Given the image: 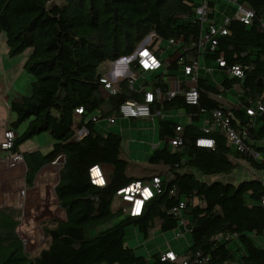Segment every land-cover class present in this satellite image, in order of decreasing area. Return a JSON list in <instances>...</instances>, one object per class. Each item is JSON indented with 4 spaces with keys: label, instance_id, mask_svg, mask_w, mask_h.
Segmentation results:
<instances>
[{
    "label": "trees",
    "instance_id": "1",
    "mask_svg": "<svg viewBox=\"0 0 264 264\" xmlns=\"http://www.w3.org/2000/svg\"><path fill=\"white\" fill-rule=\"evenodd\" d=\"M238 1L254 11L252 24L231 21L227 35L219 38L217 51L206 59L223 57L228 67H242L243 79H225L220 90L200 78L197 106L186 104L182 96L154 105L153 112L184 110L192 123L184 126L183 149L173 151L165 139L176 135L179 123L159 118L164 146L153 150L149 164L162 170L139 177L129 175L131 163L121 157L122 137L101 135L91 120L85 121L96 114L102 119L118 116L125 101L143 100L129 89L128 81L116 85L115 95L106 96L98 81L101 67L133 55L150 35H155L152 47L159 40L181 41L188 49L182 56L184 65L199 59L193 47L201 35V23L194 18L196 1L0 0V36L6 35L8 55L29 51L25 69L33 77L31 94L9 105L16 115L12 130L29 122L11 153H21L24 142L43 132L55 141L47 153H22L28 167L26 186L32 187L40 170L59 155L66 157L55 189L65 219L42 223L47 242L32 257L18 235L20 211L0 208V264H184L197 254L208 258L206 264H264V248L255 242L264 236V181L254 177L238 184L217 180L207 184L197 176H231L242 163L264 171V161L234 153L220 134H205L197 125L200 117L225 107L214 96L238 84L242 107L228 108L232 126L240 135L246 132L247 143L264 159V112L257 115L252 127L253 117L246 113L252 105L264 104V0ZM165 66L171 74H160L152 82L153 88L164 92L169 89L167 79L179 71L180 61ZM79 108L89 133L77 142L73 122ZM202 138L214 139V148L198 147L196 141ZM232 158L241 163H233ZM98 165L112 168L103 188L92 185L89 178V170ZM154 177L162 180L160 192L147 203L141 217H128L121 208L113 209L119 190ZM185 200L191 244L183 258L162 261L157 252L146 263V258L134 255L125 244L127 229L138 228L146 239L155 227L173 231L178 219L172 210ZM116 219L117 224L101 230ZM234 234L237 251L230 242L221 241ZM191 261L187 264H193Z\"/></svg>",
    "mask_w": 264,
    "mask_h": 264
},
{
    "label": "built area",
    "instance_id": "2",
    "mask_svg": "<svg viewBox=\"0 0 264 264\" xmlns=\"http://www.w3.org/2000/svg\"><path fill=\"white\" fill-rule=\"evenodd\" d=\"M215 1L216 0H201L200 2L196 3L194 9V18L201 23V35L198 41L193 44V47L199 54V59L200 57H206L207 54H213L217 51L219 38L227 35V27L231 21L237 20L245 25H251L255 17L254 11L245 7L238 0H228L229 4H231L233 8V12L224 16L220 21H218L217 18L214 17V10L211 7V4H214ZM212 14L213 17L211 16ZM261 23L262 29L264 31V18L262 19ZM154 40L155 35H150L140 44L133 55L122 57L114 62L109 63L108 71L98 78V81L102 85L106 96L115 95L117 93L116 85H118L120 82L128 81L129 89L134 93L142 95L143 100L139 101L134 99L125 101L122 105H120L118 116L102 119L99 116L92 115L88 117L89 121L91 120L94 124H96L101 120H106L108 123L114 124L120 118L128 120H140L159 117L166 119L168 116L165 111L160 109L153 112L152 107L154 105L164 104L165 102L171 101L179 96H182L185 103L188 105L197 106L199 104V59L193 60L188 65H184L182 56L188 52V49L183 47L181 41L169 40L167 42L168 48L172 49V51H175L173 52L172 56L179 54V70L181 69L182 73L186 77L184 82H176L173 87H169V89L165 92L160 87H154L152 90L148 91L146 84L135 86V82L138 78L137 75L140 76L145 73L158 72L162 70L165 65H167L166 63L168 61L170 63L172 62L170 61L172 56L168 57V60L165 61L164 56L161 55L166 50H162L159 47L162 42L161 40H159L156 45L152 47ZM216 62L219 69H222L225 73L227 77L226 79H243L244 71L242 67H228L226 60L223 57H220L218 60H216ZM134 65L136 66L135 68ZM164 72L167 73V71ZM262 112H264L263 103L252 105L250 108L246 109V113L253 118H256L257 115L261 114ZM83 114L84 112L82 108L77 109L74 114L73 128L75 132L73 140L77 142L83 140L89 133L88 128L82 123ZM205 116L207 117V120L205 121L204 125L201 126V129L205 134L218 133L223 137L227 145L231 147L234 153H239L258 161H264L262 156L247 143L246 132H243V135H240L236 129H234L232 126V115L228 107L215 109ZM85 121L88 122L87 119ZM254 125L255 123L251 125V127ZM183 132L184 125L179 124L175 130L176 135L174 137H168L165 139L173 151H181L183 149ZM16 138L17 134L15 131L12 129H7L4 133V140L1 142L0 148L6 153V156L3 158L2 162L5 165L6 171L10 175L11 182L16 184V199L13 209L20 211L21 213L19 219L20 225L18 227V235L25 247L26 244L30 242V233L33 232L32 229L36 228L38 229V231L36 230V233L40 232V221L41 219L44 220V217L42 218V215H44V210H40V205L44 206V201L46 207H49L48 205L50 204L52 205V202H54V206L59 207V205L55 190L57 184L54 186L53 190L49 189V191H53L55 200H50L49 198V200H44L42 204V201H38L32 206L27 204L26 199L29 191L26 186V174L28 167L22 153H11V149L13 148ZM196 145L198 147L213 149L215 146V140L211 138L198 139L196 141ZM65 161L66 157L62 154L59 155L51 164L42 168L37 174L33 186L35 187L38 179H40L44 174L54 173L59 177L60 170L65 165ZM232 161L235 164L241 163L234 158H232ZM89 178L92 185L102 188L106 187L109 181L105 169L100 165L94 166L89 170ZM212 179L215 181L220 179V177H212ZM161 183V178L154 177L150 181H137L125 188H122L116 194L118 207L122 209L125 216L133 218L141 217L144 214L147 203L154 199V197L160 192ZM171 194H173V191H171ZM187 202L188 200L180 202L179 206H176L172 210V214L178 219V228L181 230L177 234V237L188 236L187 234L190 235L189 219L184 214V209L187 206ZM21 229H23L24 235L19 234ZM41 235V237H43L42 232ZM221 239V241L230 242V246L234 245L233 250L237 251L238 248L236 234L227 235ZM34 241L36 242V240ZM42 242L43 239L41 238L37 243ZM183 255H178L173 251L161 252V260L174 262L176 260L182 259ZM191 259L193 264H206L208 262V258L202 257L200 254H197L194 259L193 257ZM189 261H185L184 264H187Z\"/></svg>",
    "mask_w": 264,
    "mask_h": 264
},
{
    "label": "rangeland",
    "instance_id": "3",
    "mask_svg": "<svg viewBox=\"0 0 264 264\" xmlns=\"http://www.w3.org/2000/svg\"><path fill=\"white\" fill-rule=\"evenodd\" d=\"M196 3L200 2L201 0H195ZM219 5V4H218ZM159 47L162 50H165L161 55L164 56L165 61L168 60V57H171L173 55L172 49L168 48V42L167 41H162ZM29 51L16 56V57H10L8 55V48H7V43H6V35L3 33L0 36V119H1V128L0 130L3 131L4 125L7 122H10V126L8 129L11 128V123H13L16 120V115L10 110L8 106L4 104V102L1 101V95L5 93L10 100L16 99L19 95L21 96H29L31 94V83L33 82V77L31 74L28 73V71L24 68V65H26L28 57H29ZM179 54H176L170 58V61L175 62L178 60ZM170 62L168 61L166 64H169ZM205 63V64H204ZM2 65H15V67L12 68V71L10 75L12 77H9L8 80H6V75L3 73L1 70ZM199 74L202 76H209V79L211 81V84L214 85L216 88L221 89L220 84L222 81H225L226 75L224 72L222 74H219V70L217 69L215 64H210L209 61L204 62V59H199ZM109 66L106 67V65L101 67V72L104 74L108 71ZM21 75H18V72H21ZM18 75V76H17ZM152 80V77L149 78V83ZM140 82H144V79H139ZM9 82L10 86L7 85ZM152 86L151 84H148L147 90H151ZM15 91L19 92L20 94L15 93ZM239 85L233 87L231 90L225 91L219 95H215L214 97L216 100L222 104H224L225 107H237L239 105ZM106 94V93H105ZM12 103V102H11ZM10 103V104H11ZM173 112H178V116L176 119L185 124L186 120V112L184 110H173ZM189 118V122H191V118ZM158 119V118H157ZM159 120V119H158ZM87 121H89V118H87ZM102 121V120H101ZM100 121V122H101ZM106 123V122H105ZM29 122H26L22 124L17 130H15L20 136L27 128ZM107 124V123H106ZM112 127V125H111ZM133 129V137L131 140H125L121 157L131 163L128 173L129 175L132 176H147L152 174V172L156 170H162L161 166H151L149 164V158L151 157L152 154H148L147 156L145 153H142L141 159H133L131 157V150L129 148L130 143H136L138 144V147L146 146L149 145L152 151L154 150V147H160L164 146V143L161 142L159 138V129H154L152 126V123L145 122L140 125V127H134ZM156 130V131H154ZM54 139L48 132H43L26 142H24L20 147L23 151L29 152V148H35V149H41L43 151H47L51 145L54 144ZM140 144V145H139ZM133 145V144H132ZM32 151V150H31ZM153 153V152H151ZM239 168H242L243 170H246L248 175H246L245 178L243 179H251V178H258L261 180H264V171H257L250 167L249 165L243 163L242 166H239ZM106 174L107 171L105 170ZM240 173L238 175H235L236 178L237 176H241L243 171H239ZM198 178L201 179V181L211 184L214 179L212 177H204L200 174H197ZM231 176H220V179L217 181H221L224 183H235L234 177ZM55 178L53 181L50 178V182L55 183L56 182ZM50 183V184H51ZM42 184L44 185V188L47 184V180L44 181L42 180ZM51 185V186H52ZM50 187V185H49ZM51 189V188H50ZM49 195H48V194ZM55 200V195L53 191H49V189L46 190V195L44 196V199L42 200L41 204L43 203L44 200ZM54 204V202H52ZM48 205L49 207L45 206V201H44V206L40 205V210H44V215H42V218L44 217V220L41 219L40 221V232L36 233V230L38 229L34 228L33 230V235L30 236V242H28L25 246V252L32 257L35 256L45 245L47 242V239L44 235L43 228H42V223L46 222L48 220H53V219H65V214L62 211L61 208L54 206V205ZM118 208V203L113 204V209L117 210ZM125 216L121 217L123 219ZM120 219V220H121ZM119 219H116L113 221L112 224L107 225L106 227L102 228L101 230H105L108 228H111L113 224H117ZM181 230L179 228L173 230V231H168V232H163L160 230L159 227H155V229L151 232L149 238H145L143 234H141L138 230V228H135L134 226H131L127 229L126 233V238H125V244L126 246L131 250V252L136 255V256H141L145 257L146 261L148 262V259L151 258V256L158 252V251H166V250H176L177 245L180 242V239H178L177 234ZM23 229L19 231L20 235H24ZM41 232L43 234V237H41ZM35 233H36V238H35ZM188 236L183 237V239L187 238L190 239V235L187 234ZM43 239L42 243H37L40 241V239ZM36 240V242L34 241ZM261 240V241H260ZM186 241V240H185ZM264 236H259L258 238L255 239V242L258 246L263 245L264 246ZM190 241L186 242V246L184 247L183 251L187 250L189 248ZM262 247V246H261ZM179 248H182L181 245ZM231 248L234 249V245H231ZM177 252V251H176Z\"/></svg>",
    "mask_w": 264,
    "mask_h": 264
},
{
    "label": "crops",
    "instance_id": "4",
    "mask_svg": "<svg viewBox=\"0 0 264 264\" xmlns=\"http://www.w3.org/2000/svg\"><path fill=\"white\" fill-rule=\"evenodd\" d=\"M212 5H213L212 7H213V10H214V17L217 18L218 21H220L224 16L229 15V14H231L233 12V8H232L231 4H229L228 0H218V1L216 0L215 3L212 4ZM200 59H204V62L209 61L210 64H215L217 69L219 70V74H222L223 70L219 69L218 64H217L216 61L207 60L206 57H200ZM13 67H15V65H2L1 66V70L6 75V80H8L9 77H12V75H10V73H11ZM24 68H25V65H24ZM164 71H167L166 66L162 70H160L158 72L145 73V74H142L140 76L137 75L138 78H137V80L135 82V86H139L140 84H144V85L146 84V88H147L148 84H151V86H152L153 85L152 84L153 80H155L156 77L159 76L160 74H165ZM168 73L171 74V72L167 71V74ZM174 73H175V75H173V74L170 75V77L166 81L167 85L169 87H173L176 82L182 83L186 79V77L182 73L181 69L179 71H177V72H174ZM21 74H22V71L18 72V75H21ZM199 76H200V78L209 80V82L211 83V81L209 79V76L205 77V76H202L200 74H199ZM150 77H152V80L150 81L151 83H149V78ZM225 78H227V77H225ZM139 79H144V82H140ZM222 83H223V81H222ZM222 83L220 84L221 87H222ZM7 85L10 86L9 82L7 83ZM235 86H238V84L234 85L233 87H235ZM217 89H219V88H217ZM15 93H16V95L20 94L17 91H15ZM238 95H239V93H238ZM22 97L23 96L19 95L18 97H16V99L10 100L9 97L5 93H3L1 95V101L4 102V104L9 107L11 102H20ZM241 107L242 106H241L240 98H239V105L237 107L233 106V107H228V108H237V109H239ZM166 114L168 116L166 119L175 121V122L179 123L180 125H184L185 126L187 124H191L192 123V119H191V122H189V118L187 117L189 115H187V114H186L187 115L186 118L184 117V119L186 120L185 124L179 122L176 119V117L178 116V112H173V110H171V111H167ZM95 116H97V114ZM157 118L159 119V117H153L152 119H140V120H128V119L120 118L114 124H110V123H108V121L102 120L101 122H98V123L95 124V129L101 135H107V134L113 133V134H117V135L121 136L123 141L131 140V138L133 137L132 136L133 135V129L132 128H134V127L138 128V127H140L141 124H143L145 122L152 123V126L154 127V129H158V119ZM206 120H207L206 116L200 117V121L197 123V125L201 128V126L204 125ZM255 120H256V118H253V122L255 123V126H256L257 122ZM111 125H112V127H111ZM9 126H10V122H7L4 125L3 131L0 130V144H1V142H3L4 133L8 129ZM0 128H1V119H0ZM154 131H156V130H154ZM15 133L17 134L16 131H15ZM17 136H18V134H17ZM52 146L53 145H51V147H49V149L47 151H43L41 149H35V148H29V149H30V151L31 150L32 151L40 150L43 153H47V152H49L51 150ZM129 148L131 150V157L133 159L142 160L141 159L142 153H145V155L147 156L148 154L150 155V154H152L151 152H153L149 145L142 146V147L139 148L138 144H136L135 142L134 143L131 142L130 145H129ZM155 148L156 147H154V149ZM20 152L23 153L25 151H23L21 149V147H20ZM5 156H6V153L0 148V208H13V205H14V202H15V199H16V193H15L16 184L11 182L10 175L6 171L5 165L2 162V160H3V158ZM240 166H242V165H240ZM104 169L107 171V173L109 175L111 174V172H112V168L111 167H105ZM239 171H243V173L241 174V176H237L238 178H236L235 175H238L240 173ZM247 173L248 172L246 170H243L242 168L238 167V169L234 172V174L232 176V177H234V179L236 181L234 184H238L239 182L245 180L243 178H245L246 175H248ZM50 178H51L52 181L55 178H57L56 182L53 183V185L50 182ZM43 179H44V181L47 180V184H46L45 188H44V185L42 184V180ZM58 182H59V177L56 174H54V173H47V174H44L43 176H41V178L38 179L37 184L35 185V187L34 186L27 187L28 191H29V194L27 195V199H26L27 204L29 206H32L33 204L37 203L38 201L41 202L44 199V196L46 195V190L50 189V188L53 190L54 186L56 184H58ZM49 185H50V187H49ZM30 235L32 236L33 232H31ZM183 237H185V236L178 237V239H180V242L177 245V247H176L177 249L175 251L169 249V250H166L164 252L173 251V252L177 253L178 255H183L185 253V251H186V250L183 251L184 247L186 246V242L190 241V244H191V240L190 239H187V238L183 239ZM262 242H264V241H262ZM180 245H181L182 248H179ZM261 246H262V248H264L263 245H260L259 247H261ZM189 247H190V245H189ZM158 252L161 253L162 251H158ZM156 253H154V254H156ZM150 259H148V261Z\"/></svg>",
    "mask_w": 264,
    "mask_h": 264
}]
</instances>
